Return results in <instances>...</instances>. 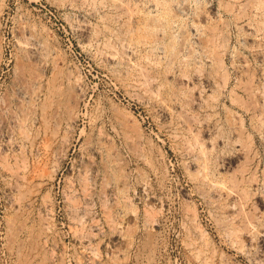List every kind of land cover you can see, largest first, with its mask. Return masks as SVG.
Masks as SVG:
<instances>
[{
	"label": "rangeland",
	"instance_id": "rangeland-1",
	"mask_svg": "<svg viewBox=\"0 0 264 264\" xmlns=\"http://www.w3.org/2000/svg\"><path fill=\"white\" fill-rule=\"evenodd\" d=\"M122 1L0 0V264H264L263 116L231 103L250 67L264 106V0H125L135 20ZM141 18L171 27L132 44L120 30ZM210 28L232 80L221 92ZM202 148L211 169L198 183ZM252 163L256 222L234 237L239 200L224 179Z\"/></svg>",
	"mask_w": 264,
	"mask_h": 264
},
{
	"label": "bare ground",
	"instance_id": "bare-ground-1",
	"mask_svg": "<svg viewBox=\"0 0 264 264\" xmlns=\"http://www.w3.org/2000/svg\"><path fill=\"white\" fill-rule=\"evenodd\" d=\"M121 1V0H120ZM132 1V0H131ZM238 1H240V0H238ZM260 2H257V5H258V3H263L261 0H259ZM100 2V1H99ZM118 2V1H117ZM248 2V1H247ZM94 3H95V1H94ZM121 3V2H120ZM249 3H250V1H249ZM254 4V3H253ZM264 4V3H263ZM250 4H248V6H249ZM259 6V5H258ZM116 9H119V13H120V15H122V16H124V17H128L129 19H134L135 20V15H136V13H138V12H136L135 11V9H133V7H132V2H130V1H125V0H123L122 1V3L121 4H118V5H116ZM253 7V6H252ZM262 7H263V5H262ZM170 8V7H169ZM243 8V7H242ZM168 9V8H167ZM164 10V9H163ZM169 10V9H168ZM243 10V9H242ZM252 10V9H251ZM202 11V10H201ZM237 11V10H236ZM235 11V12H236ZM246 11V10H245ZM136 12V13H135ZM166 12V11H165ZM173 13V12H172ZM184 13V12H183ZM202 13V12H201ZM240 13V14H239ZM239 13L238 14H236L237 16H235L236 17V19H243V17H245L244 15H242L243 13H244V10L243 11H239ZM206 14V13H205ZM118 15V14H117ZM138 15V14H137ZM167 15H171V12L169 11L168 12V14ZM245 15H247V14H245ZM174 16V14L173 15H171V19H172V17ZM176 16V15H175ZM175 16H174V18H175ZM203 16V15H202ZM108 17V16H107ZM145 17V16H144ZM168 17V16H167ZM254 17V16H253ZM139 19V18H138ZM152 19V18H151ZM202 19V18H201ZM200 19V20H201ZM166 20V22H163V20L162 19H159V18H153L152 20H150L149 18H145V19H140L138 22L136 21V24H137V26L135 25V23L134 22H132V23H126L124 26H123V28L120 30L121 31V33L122 34H125V35H129V37H130V42L132 43V44H134V43H137V44H139V43H152V42H154V41H162V38H161V40H159V36H158V28H164V30H166V29H170V28H168V27H171V26H168V24H169V21H170V19H169V21L167 22V19H165ZM107 21H109V19L107 20ZM111 21V20H110ZM117 20H116V18H115V22H116ZM202 21V20H201ZM118 22V21H117ZM112 25V24H111ZM173 25V24H172ZM249 25V24H248ZM259 25V24H258ZM263 25V24H262ZM168 26V27H167ZM228 26V25H227ZM261 26V25H260ZM110 27V26H109ZM259 27V26H258ZM263 27V26H262ZM166 28V29H165ZM257 28V27H256ZM107 29H109V28H107ZM157 29V30H156ZM262 29V28H261ZM210 30H211V28H210ZM216 30V29H215ZM257 30L258 31H260V29H258L257 28ZM210 32H213L214 33V30L212 29ZM217 32H218V30H217ZM120 33V34H121ZM170 33H172V32H170ZM212 33V35L208 38V39H203V41H202V44L204 45V48H206L207 49V53L209 52L210 53V55H213V57H214V59L216 60V62L219 64L218 66H216V68L215 69H212L213 71H211V72H213L215 75H213L212 76V78H214V76L217 78H215L216 80H215V83L217 84V87H218V90H220L219 92H221V91H224L226 88H228L230 85H231V83H232V80H231V78H230V76L228 75L229 73L228 72H223V67H224V65L226 64V63H224V58H225V56L224 55H222V56H217L218 54V50H217V48H218V43H217V38H218V35H216L215 33L213 34ZM168 34V33H167ZM186 36V35H185ZM209 36V35H208ZM220 36V35H219ZM128 37V38H129ZM188 38V37H187ZM230 38V37H229ZM119 39V38H118ZM165 39V38H164ZM186 38H184V40H185ZM175 40V39H174ZM183 40V41H184ZM247 40V39H246ZM129 41V40H128ZM168 41V40H167ZM166 41V42H167ZM169 41H171V40H169ZM227 41V40H226ZM164 43L166 46L165 47H167L166 49H168V51L170 52L169 54H172V56L173 57H175V56H179V53H178V55H177V52H179L180 50L178 49V51H177V44H176V42L175 41H171L170 43ZM229 42V40L227 41V43ZM181 46V45H180ZM105 47V46H104ZM226 47H227V44H226ZM248 49H251V52H255L256 51V49L257 48H259V47H262V45H249V43H248V40H247V46H246ZM245 47V48H246ZM180 48V47H179ZM212 48H213V51H212ZM225 48V47H224ZM223 48V49H224ZM181 49V48H180ZM220 50H221V46H220ZM225 50V49H224ZM167 51V52H168ZM177 51V52H176ZM181 52V51H180ZM188 52V51H187ZM224 52V51H223ZM208 53V54H209ZM221 53V52H220ZM239 53V52H238ZM204 54H206V52L204 53ZM207 54V55H208ZM217 54V55H216ZM223 54V53H222ZM259 54V53H258ZM258 54H255L254 56L255 57H257L258 58ZM115 55V54H114ZM209 55V56H210ZM240 55V54H239ZM113 56V55H112ZM170 56V55H169ZM107 57V56H106ZM240 57V56H239ZM172 58V57H171ZM170 58V59H171ZM111 59V58H110ZM187 59V58H186ZM213 59V60H214ZM254 59H256V58H254ZM244 60V59H243ZM260 60V59H259ZM176 60H175V58H174V60H173V62H175ZM227 61V60H226ZM177 62H178V60H177ZM215 62V63H216ZM248 62V60L246 59V61H245V64ZM171 63H172V61H171ZM217 63H216V65H217ZM169 64V63H168ZM173 65V64H172ZM215 65V64H214ZM169 66V65H168ZM214 67V66H213ZM218 67V68H217ZM249 67V66H248ZM166 68V67H165ZM168 68V67H167ZM250 68V67H249ZM248 68V70H247V68L245 69V71H244V73L246 74V71H247V75H248V77H250V82H248V81H243L244 83V85L239 81V83L237 84V85H241V86H239V87H237L236 89H234L233 91H232V97H231V103H232V106H234L235 108H238V109H241V108H243V110L245 109V112L246 113H252V114H254V116H255V114L257 115L258 114V116H263V118L260 120V121H264V106L262 105V107H261V105H258V102H259V99H258V97L256 96V94L255 93H257V92H255V89H254V84H253V82H251L252 80H253V78H252V71L250 70ZM172 70V69H171ZM221 70H222V72L224 73V74H221ZM225 70H227V68L225 69ZM202 72H204V69H203V71ZM188 71H184V77H188ZM183 74V73H182ZM205 75V74H204ZM145 76V75H144ZM256 76V73L254 72L253 73V77H255ZM247 77V78H248ZM249 79V78H248ZM168 80V79H167ZM243 80V78H241V81ZM164 81V80H163ZM167 82V81H166ZM248 82V83H247ZM204 83H208L209 85H211L212 84V79H211V75H210V77H207V76H205V78H204ZM197 85V84H196ZM256 85V84H255ZM214 87V86H213ZM236 87V86H235ZM256 88V87H255ZM217 90V91H218ZM191 92V91H190ZM239 92L240 93H243V94H245V95H247L248 96V99H250V102L251 103H249L248 101H245L243 98H242V96L241 95H239ZM175 93V92H174ZM173 93V94H174ZM214 93H216V90H215V92ZM172 94V95H173ZM176 94V93H175ZM213 94V93H212ZM218 94V93H217ZM224 94V93H223ZM196 95V94H195ZM214 99H217V98H219V97H217V95L216 96H214L213 97ZM211 100H213L212 98H211ZM220 101V100H219ZM213 102V101H212ZM248 102V103H247ZM208 103H210V102H208ZM247 103V104H246ZM249 104H253V105H249ZM194 104H193V100L191 101V102H189V104H188V106H189V109L190 110H193L194 109V106H193ZM213 105V104H212ZM209 107H212L213 108V106H211L210 104L208 105ZM233 107V108H234ZM212 108H211V110H212ZM208 110H209V108H208ZM242 110V109H241ZM230 112V111H229ZM231 112H233L232 110H231ZM220 114V113H219ZM232 114V113H231ZM183 115V114H182ZM225 115V114H224ZM248 115V114H247ZM221 116V115H220ZM226 116H228L227 114H226ZM260 116V117H261ZM186 117V116H185ZM184 118V117H183ZM231 118H233V116L231 117ZM236 118V117H235ZM259 118V117H258ZM207 119V118H206ZM205 119V120H206ZM230 122V124H231V127L232 126H234V125H236L235 123H234V121H236L234 118V121L233 120H231V119H229V118H227ZM226 119V120H227ZM228 120H227V122H228ZM190 121V120H189ZM188 121V119H186V123L187 122H189ZM194 122V121H193ZM226 122V123H227ZM185 123V122H184ZM228 123V124H229ZM245 124H246V122H245V120L244 119H239V121H238V125H239V128L237 129V130H239L238 131V135H237V138H239V140L237 141V142H240V141H242V139H241V137L244 139V137H243V134H244V131H245ZM262 124H263V122H262ZM261 124V125H262ZM190 125V124H189ZM229 126V125H228ZM259 126V125H258ZM263 126V125H262ZM261 126V127H262ZM256 128H258V127H256ZM259 129V128H258ZM262 129H264V128H262ZM236 130V129H235ZM234 130V131H235ZM261 130V129H260ZM259 131V130H258ZM232 132V131H231ZM236 132V131H235ZM202 132H201V134L199 133V135H196V137H195V145L197 144V145H199V147L200 146H202V145H204V142H202ZM223 136V135H222ZM250 136V135H249ZM248 136V137H249ZM250 138V137H249ZM256 138V137H255ZM231 139H232V137H231ZM251 139V138H250ZM253 139V138H252ZM190 141V140H189ZM254 140H252V142H253ZM194 142V141H193ZM236 142V141H235ZM241 143V142H240ZM242 145V144H241ZM240 145V146H241ZM245 144H243L242 146L243 147H245L244 146ZM190 146H192V145H190ZM193 146H194V143H193ZM197 147V146H196ZM198 149V148H197ZM200 149H201V147H200ZM193 150V149H192ZM194 150H195V148H194ZM191 152H193V151H191ZM199 152H200V150H199ZM201 153H202V155H203V157H204V160H203V162L201 163V165L203 166V171L205 172V173H202V175H200V172H197V173H195V174H193L192 176H193V178H194V180L195 181H198V183H199V181H201V180H206V178L207 177H209L208 176V173H209V170L211 169L210 168V159H209V151L207 150H205V149H203L202 148V150H201ZM188 155V154H187ZM249 156V155H248ZM199 161V160H198ZM246 161H247V159H246ZM250 163V162H249ZM253 165V163L252 164H250L249 165V169H247V168H245L244 166L241 168L240 166L238 167V169H236V170H234V172H233V174L232 175H230V177H225V179H224V182L226 181V182H228L229 183V189H228V191L229 192H231L230 193V195L229 196H231L232 194H234V196H236L237 197V199L239 200V208H238V211L239 212H237L238 214H237V216H236V219L238 220L237 222H241L242 223V226L241 227H238L237 225V227L235 226L232 230H235V235L231 232V234L232 235H234V237L236 236V237H241V234H242V232H246L247 234L248 233H250L251 232V229H250V225H252L254 222H256L255 221V219H254V217L252 218H250L249 217V215H248V217H247V215H246V207H248V204H249V201H251L252 200V198H254V196L255 195H253V193L252 192H250V193H252L250 196H249V192L247 191V190H243L244 189V187L245 186H251L252 184H254V185H256V183H257V170H259L260 168H259V165L257 166V168H255L256 169V171L255 172H253L252 173V169H251V167H253L252 166ZM212 167V166H211ZM199 171V170H198ZM120 172V171H119ZM249 174H251L250 175V177H249ZM226 176V175H225ZM247 176L249 177L248 179H247ZM192 178V179H193ZM211 179V178H210ZM210 181V180H209ZM220 181L221 180H219V181H216V182H218V183H220ZM223 182V183H224ZM226 182L224 183V185L223 186H225L226 187ZM215 183V182H214ZM222 183V184H223ZM221 183H220V185H222ZM218 185V184H217ZM228 188V187H227ZM248 189V188H247ZM228 204V203H227ZM222 205V204H221ZM224 206V205H223ZM226 206V205H225ZM221 207V206H220ZM221 208H223V207H221ZM224 209V208H223ZM257 208H255V210H256ZM194 211H193V213H194V216L195 217H197L196 216V210L195 209H193ZM227 211V210H226ZM251 214V213H250ZM255 215V214H254ZM153 216V215H152ZM156 216V215H155ZM153 219V218H152ZM196 219V218H195ZM229 221H227V223H228ZM226 223V224H227ZM230 223V222H229ZM234 225V224H233ZM254 225V224H253ZM201 227V226H200ZM199 227V228H200ZM231 228H232V226H231ZM201 229V228H200ZM189 234V233H188ZM203 238V237H202ZM245 239H246V237H245ZM208 242V241H207ZM245 242V240L244 239H242L241 238V243H239V245L241 246V244L242 245H244L243 243ZM246 243V242H245ZM204 245H206V244H204ZM201 249H203V248H201ZM203 251V250H202ZM199 253V252H198ZM200 253H201V251H200ZM207 263V262H206ZM207 264H210V263H207Z\"/></svg>",
	"mask_w": 264,
	"mask_h": 264
}]
</instances>
